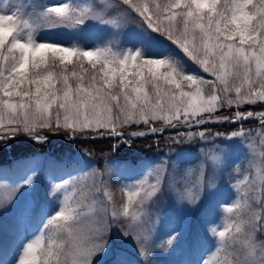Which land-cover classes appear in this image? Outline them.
I'll return each mask as SVG.
<instances>
[{
	"label": "snow or ice",
	"instance_id": "6c2138e0",
	"mask_svg": "<svg viewBox=\"0 0 264 264\" xmlns=\"http://www.w3.org/2000/svg\"><path fill=\"white\" fill-rule=\"evenodd\" d=\"M119 6L129 17L134 14L139 22L171 41L214 80L183 71L176 57H145L139 49L114 50L112 46L85 49L75 44L66 47L35 40L41 21L48 27H75L86 19L97 18L91 7L58 3L39 12L30 11V19H24L18 8L0 9V126L5 129L0 140L18 133L33 136L37 127L71 130L73 138L85 132L118 137L123 135L118 131L123 125L140 122L147 125L158 119L169 125L183 122L191 129L208 123L235 124L258 118L264 135V113L236 111L231 119H212L225 104L231 107L264 101V0L258 3L257 0H168L164 4L156 0H120ZM85 62L89 67H85ZM237 78H241L239 86L230 85L229 81ZM217 82L222 86L219 89ZM185 84L189 91L184 90ZM204 85L212 86L211 95L203 94ZM205 114L207 119L202 118ZM150 131L155 134L163 129L152 127ZM148 134L131 133L132 136ZM187 135H198L204 141L213 134L189 131ZM214 135L223 136L219 132ZM235 136L244 139L251 136V130L233 131L229 137ZM35 139L39 142L46 138L35 136ZM30 182L31 177L24 183ZM159 182L158 178L157 184L145 190V181H140L135 191L127 193L123 214L129 215L137 199L143 202L145 197L154 196L159 191ZM227 210L233 211L232 206ZM79 218L78 206L73 207L70 197L65 195L59 210L47 219L43 229L54 227L57 233L74 237V225ZM109 219L118 221L115 210ZM107 228L108 224L104 223L96 239L103 241ZM247 228L264 231V217L257 215L256 222L250 221ZM244 229L245 224L240 221L230 237H226L230 226L219 231L221 247L234 248V243L229 244L228 240L234 242ZM212 232L215 236V229ZM124 234L131 233L124 231ZM137 240L143 238L137 236ZM103 245L82 248L74 264H91L92 256ZM62 247L55 244L52 236L47 246L42 236L37 237L25 245L18 264H62L59 259ZM143 254H147L145 249ZM231 255L233 258L225 259V264L234 261L264 264V249L258 257L253 251L243 261L238 255ZM53 257L54 261L50 259ZM202 264H209L208 259Z\"/></svg>",
	"mask_w": 264,
	"mask_h": 264
},
{
	"label": "rangeland",
	"instance_id": "374dc122",
	"mask_svg": "<svg viewBox=\"0 0 264 264\" xmlns=\"http://www.w3.org/2000/svg\"><path fill=\"white\" fill-rule=\"evenodd\" d=\"M71 1L0 0V9L15 10L18 8L24 19H30L28 13L32 10L39 12L54 4H69ZM73 4L80 8L91 7L97 17V25L117 24L114 17L108 15L114 0H73ZM89 23L93 22L89 20ZM41 25L34 36L37 42L59 43L66 47L75 44L85 49L101 45L93 33L85 32L86 29L77 25L71 27L76 31L68 29L65 25L48 27L44 21H41ZM119 42L118 39V50L139 48V45L130 48L128 41L121 42V44ZM144 56L164 57V53ZM188 73L195 72L191 70ZM198 75L205 79L211 76L205 72ZM184 90L189 91L190 89L185 87ZM212 93L213 91L207 94L203 90L206 96ZM257 102L261 103V107L257 110L235 109L223 115H228L231 119L230 117H233L236 111L264 113V101L258 100ZM165 114L161 113V115ZM206 116L205 114L203 117ZM251 119L256 120L253 126L248 128L251 130V136L243 139L239 136L229 137L232 132L226 135L228 143L206 151V158L200 160L194 182L180 189L169 190L168 193H160L163 186L162 181L167 172V160L163 155L156 156L139 167L133 165L121 168L113 160L107 159L102 167H98L94 160L85 158L84 161L74 165L77 168L64 171L58 179L52 180L51 169L47 167L51 158L52 145L44 149L39 147V152H36L30 160L25 177L20 179L0 175V228L11 230L15 235V217L18 216L22 224L19 248L16 256L8 264H18L25 245L41 237V229L49 218L50 209L52 208L54 212L59 210L65 195L70 197L73 207L78 206L80 218L74 225L76 229L74 237H68L67 233L63 232L67 239L64 264H74L79 259L82 248H91L99 243H104V245L92 256L91 264H171V257H183L184 263L188 264L189 258L185 256L189 254V251L197 254L204 248L200 256L202 261L220 245L218 232L230 226L229 233H226V237H230L235 234V226L240 221L245 224L244 232L237 235L234 242L228 240V243H234L241 261L253 251L258 257L264 249V231H250L247 225L250 221L255 223L257 215L264 217V135L260 131L261 121L258 118L248 120ZM159 120L166 122L163 119ZM225 123L229 124V122ZM235 124L240 125L241 123ZM185 127L188 132H193L188 126ZM4 135L0 134V136ZM35 136L46 138L39 141L40 144L44 145L47 142V136L41 133H34L29 137L36 140ZM118 137L124 139L125 134ZM6 138L0 141L5 143ZM238 149H244L247 152L252 166L241 178L234 176L238 172L237 169L228 170L226 168L235 160ZM203 152L199 154L202 155ZM224 156L228 159H224ZM30 177L31 182L24 183ZM158 178L159 191L154 196L145 197L143 202L137 199L129 209V215L120 216L118 214L111 196L112 182H118L119 186L129 192L135 191V186L142 180L145 181V190H150L151 185L157 184ZM199 200L202 202V210L205 213L219 210L218 216L212 224L208 223L201 227L198 234L188 241L187 227L193 209ZM228 206H232L233 211L229 212ZM38 207L43 215L38 221L32 220L31 217ZM113 210L118 214V221L109 219ZM104 223L108 224V228L106 235L102 237L104 240L101 241L96 237ZM212 229H215V236ZM124 231H129L131 234L125 235ZM137 236L142 237L143 240L138 241ZM174 236L175 239H173ZM170 240L171 243H169ZM144 249L146 255L143 254Z\"/></svg>",
	"mask_w": 264,
	"mask_h": 264
},
{
	"label": "trees",
	"instance_id": "16d2710c",
	"mask_svg": "<svg viewBox=\"0 0 264 264\" xmlns=\"http://www.w3.org/2000/svg\"><path fill=\"white\" fill-rule=\"evenodd\" d=\"M156 2L164 4L167 3L168 0H156ZM258 2L259 0H257V3ZM119 5L120 0H114L112 9L108 11V15H112L114 17L113 19L117 21V24L110 23L106 26L97 25L96 18H89L86 19L83 24L77 26L89 31H95V37L97 40L99 39V42L101 43L99 46H112L114 50H118V39L120 40L119 44L128 41L130 48L139 45L138 49L143 55L164 53V57L171 56L178 58L182 64L183 71L188 73V71L192 70L196 74L203 73L202 68L184 56L171 41L167 40L162 34L152 31L145 24L139 22L134 14L129 17ZM89 20L93 23H89ZM85 67H89L86 62ZM69 70H71V66H69ZM241 78L230 80V85L239 86ZM252 78L255 79L254 68ZM208 80H214V77L210 76ZM185 87H187V84H185ZM220 87L222 86L217 82V89ZM203 90L208 94L213 91V88L211 85H204ZM244 90H247V85H245ZM149 91L151 92V89H149ZM217 94L219 93L217 92ZM231 95L233 98L235 97L234 88ZM121 103H123L122 100ZM153 103H155V100H153ZM260 107L261 103L259 102L255 104L245 103L239 106L233 105L231 107L225 104V106L219 108L214 115L229 114L231 110L235 109L257 110V108ZM255 121L256 120H248L242 122L240 125L233 123L226 125L225 122L220 124L208 123L201 127L191 128L193 133L206 131L213 134L206 137L204 141H202L198 135L189 137L187 135L188 129L184 126L163 130L162 132H157L155 134L149 133L144 136H136L131 138L129 140L130 142H125L126 138H128L127 136H125L124 139H121L120 137L106 136L94 137V135L99 133L85 132L83 134H75V138H73L74 134L71 130L63 128L57 129L55 127L52 129L37 127L34 133H41L43 136H47V142L44 145L29 136H25L24 133H18L11 138L7 137L5 143L0 141V175H9L16 178L24 176L30 160L33 159L36 152H39V147L44 149L46 147L49 148L51 145V158L49 159L47 167L51 169V176L53 178H59L64 171L74 170L77 168L74 165L78 162L84 161L85 158H91L94 160V163L96 162L98 167H102L107 159L113 160L114 163L121 168L132 167L133 165L139 167L145 165L156 156L163 155L167 160V172L163 179V186L160 193H168L169 190L180 189L192 184L195 180L199 163H201L200 160L206 158V151L228 143L226 142V135L239 129L249 130L248 128L252 127ZM6 123L7 121H5V124ZM164 123L168 124L159 119L153 120L147 125L143 122L132 123L123 125L118 128V131L125 133L131 130L149 129ZM173 124L184 123H176L174 121ZM179 131H183L184 133ZM218 132L222 133L223 136L215 137L214 134ZM0 134H5V129L2 126H0ZM65 149L68 151H63ZM201 152H203L202 155L199 154ZM223 158L228 159L227 156H224ZM226 168L228 170L237 169L238 172L234 176L241 178L252 168L250 157L244 149H238L235 154V160L228 164ZM230 177L232 179L233 175ZM110 189L112 200L116 205V211L120 216H123V206L127 204L128 191L119 186L118 182H112ZM218 211L219 210L205 213L202 210V202L199 200L193 209L187 227L188 241L191 237L198 234L201 227L206 226L208 223H212V221L218 216ZM54 214L55 213L52 212L49 218ZM33 216L37 219L41 216L39 207ZM41 236L45 246H47L50 236L54 238L56 245H63L61 249L63 254L59 259L62 264H64L65 247L67 244V239L64 233H57L54 227H50L48 229H43ZM19 239L20 236L14 235L11 230H3L0 228V264H8L10 262L18 248ZM217 249H219V251H217ZM53 250H56L55 247ZM203 250L204 248L197 254H193L192 251H189V254L187 255L189 258V264H202L203 260L200 261V256L202 255ZM230 253L238 255L235 247L226 249L219 245L206 258L208 259L209 264H225V259L233 258V255ZM50 259L54 261L56 258L53 257ZM171 264H182V259L179 260L171 257Z\"/></svg>",
	"mask_w": 264,
	"mask_h": 264
},
{
	"label": "water",
	"instance_id": "95a60500",
	"mask_svg": "<svg viewBox=\"0 0 264 264\" xmlns=\"http://www.w3.org/2000/svg\"><path fill=\"white\" fill-rule=\"evenodd\" d=\"M255 114H259V112L258 113H255ZM224 117H226V116H221V117H217V118H212L213 120H217V119H222V118H224ZM232 118V117H231ZM204 119H207V118H204ZM173 127H175V126H172V125H170V126H159V127H155V128H157V129H168V128H173ZM151 129H146V130H132V131H130V132H128L130 135H131V133H140V132H145V133H148V132H151L150 131ZM159 132V131H158Z\"/></svg>",
	"mask_w": 264,
	"mask_h": 264
}]
</instances>
